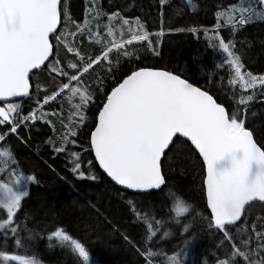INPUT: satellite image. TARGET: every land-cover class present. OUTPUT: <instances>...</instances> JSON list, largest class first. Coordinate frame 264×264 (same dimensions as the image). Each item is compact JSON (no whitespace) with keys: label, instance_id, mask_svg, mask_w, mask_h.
<instances>
[{"label":"snow or ice","instance_id":"1","mask_svg":"<svg viewBox=\"0 0 264 264\" xmlns=\"http://www.w3.org/2000/svg\"><path fill=\"white\" fill-rule=\"evenodd\" d=\"M62 2L0 0V244L14 245L13 250L0 247V264H43L38 253L17 254L32 251L37 238L44 237L28 227L30 211L20 215L29 184L38 181L18 168L9 142L14 136L27 143L30 137L21 136L20 128L37 123L53 129L44 143L54 157L65 156L74 176L95 181L98 165L122 189L117 194L142 231L139 243L121 235L143 264H184L195 233L183 241L179 253L167 256L153 242L161 232L168 237L166 229L187 217L199 218L214 238L220 237L216 248L225 251L215 264H264V215L249 223L253 204L259 202L264 211V123L255 125L259 114L253 110L264 103V72L247 70L252 44L241 36L247 26L264 22V0H221L213 13L215 23L207 28L167 26L168 33H190L212 51L210 79L199 86L190 69L150 62L163 57L165 16L191 12L198 7L192 0H158L160 27L154 31L143 16L108 11L102 0H86L84 20L78 23ZM34 70L50 77L36 84L35 96ZM25 98L35 105L26 113ZM57 101L58 109L45 111ZM87 153L93 158L87 159ZM193 158L200 164L203 207L173 191L169 181L174 166ZM112 228L119 231L116 225ZM189 230L183 223L181 234ZM46 233L47 241L54 238L76 256V264H90L85 244L55 213Z\"/></svg>","mask_w":264,"mask_h":264},{"label":"trees","instance_id":"2","mask_svg":"<svg viewBox=\"0 0 264 264\" xmlns=\"http://www.w3.org/2000/svg\"><path fill=\"white\" fill-rule=\"evenodd\" d=\"M85 2L86 0H63L61 7L63 9V4L66 3L69 15L78 23H82L85 6L84 11L81 9ZM175 2L176 0H173V3ZM225 2H232V0H225ZM102 3L108 11L123 9V14L126 16H143L149 23V31L158 30L160 27L158 0H102ZM220 3L221 0H192V4L198 7H194L191 12L186 10L183 16H173L172 19L166 15L164 18L166 34L161 38L163 57L150 62L168 67L179 64L190 69L194 83L198 86L207 84L210 79L209 71L212 68V51L206 49V44L203 41L198 43L190 33H168L167 26L171 25L173 28L210 27L215 23L213 13ZM241 36L247 37L252 44L248 50L247 70L254 73L264 72V22L247 26ZM69 40H71V36H69ZM133 47L140 48L141 45L134 44ZM194 57H198V59H194ZM217 62H222V60ZM31 77L32 94L35 96L36 84L46 82L50 77L47 71L40 70H34ZM224 80L226 82L227 76H224ZM235 90L240 91L239 85L235 86ZM99 99L100 97H97V101ZM29 105L35 107L32 101L25 98V113L30 110ZM50 107L58 109L59 101L55 105L46 107L45 111H48ZM253 110L259 114L254 123L260 127L261 123H264V103L254 105ZM94 111L95 109L89 111L90 118ZM65 116H67V112H65ZM52 119L56 120L55 117ZM56 129L60 131L58 123ZM20 135L26 139L30 137V140L21 144L14 136H9V142L16 150L19 160L18 168L22 170L23 174H34L38 181V183L30 184V194L24 199V209L20 215L23 217L24 211H30L33 219L28 222V227H35L37 231L43 232L44 238H37L32 251L20 249L17 254L38 253L36 258L42 260L43 264H76L77 258L74 254L63 250L54 238L51 242L46 239V229L49 226L51 214L55 213L56 220L71 235L79 238L85 244L90 252V264H143L142 258L123 240L121 235V233H126L139 243L142 231V225L133 222V217L129 214L124 201L117 194L122 190L114 186L101 173L97 165L95 171L99 178L95 181L78 179L74 176L69 171L70 166L67 165L65 156L54 157L51 148L44 143L49 136L53 135V129L49 125L37 123L28 130L21 127ZM86 158L92 159V154L87 153ZM49 165L52 167L50 168ZM169 181L174 186L173 191H182L191 198V202L199 203L201 207L204 206L201 195L202 176L197 159L193 158L181 167L174 166L169 175ZM91 205L99 208L103 215H98L96 209ZM197 210L199 211V209ZM260 215H264V211H261L260 203L256 202L251 206L249 223L251 219ZM183 223L190 225V230L186 235L181 234ZM112 225H116L119 231H113ZM166 230L169 232L168 237H164L161 232L160 237L153 242L154 245L158 244L161 250L166 249V256L173 252L179 253L183 241L195 233L197 239L189 246L188 254L184 256V264H201L202 260H206L205 264H213L215 259L223 258L225 249L216 248L220 237L214 238L207 231V225L199 218L187 217L179 225L172 223L171 227ZM0 247L14 249L11 242L6 245L0 244ZM205 253L209 255L205 256ZM79 264H83V262L80 261Z\"/></svg>","mask_w":264,"mask_h":264},{"label":"water","instance_id":"3","mask_svg":"<svg viewBox=\"0 0 264 264\" xmlns=\"http://www.w3.org/2000/svg\"><path fill=\"white\" fill-rule=\"evenodd\" d=\"M189 143H190V142H189ZM220 163H223V162H220ZM97 166H98V165H97ZM217 166H219V164H218ZM98 168H99V167H98ZM99 170L101 171L102 174H104L103 171H102L101 169H99ZM104 175L106 176V174H104ZM106 177H107V176H106ZM107 179L110 181V178L107 177ZM110 182H111V181H110ZM111 183H112V182H111ZM112 184H113V183H112ZM116 187L119 188L118 186H116ZM119 189H120V188H119ZM120 190H122V189H120Z\"/></svg>","mask_w":264,"mask_h":264},{"label":"rangeland","instance_id":"4","mask_svg":"<svg viewBox=\"0 0 264 264\" xmlns=\"http://www.w3.org/2000/svg\"><path fill=\"white\" fill-rule=\"evenodd\" d=\"M25 175H27V174H25ZM30 184H31V183H30ZM30 184H29V187H30ZM205 261H206V260H202V261H201V264H205ZM213 264H215V263H213Z\"/></svg>","mask_w":264,"mask_h":264},{"label":"bare ground","instance_id":"5","mask_svg":"<svg viewBox=\"0 0 264 264\" xmlns=\"http://www.w3.org/2000/svg\"><path fill=\"white\" fill-rule=\"evenodd\" d=\"M84 6H85V4H83L81 11H84Z\"/></svg>","mask_w":264,"mask_h":264}]
</instances>
